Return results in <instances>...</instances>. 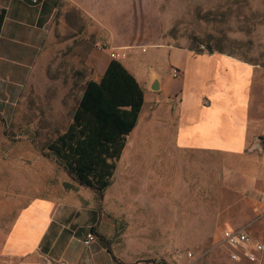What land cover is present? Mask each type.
Returning a JSON list of instances; mask_svg holds the SVG:
<instances>
[{
    "label": "rangeland",
    "instance_id": "374dc122",
    "mask_svg": "<svg viewBox=\"0 0 264 264\" xmlns=\"http://www.w3.org/2000/svg\"><path fill=\"white\" fill-rule=\"evenodd\" d=\"M115 21L122 30L116 38L124 39L125 47H109L106 33H94L101 41L92 42L88 32L60 29L52 54L11 115L0 117V245L20 208L31 198L52 196L68 209L75 206L84 218L99 216L93 227L100 235L96 239L121 264H264V259L231 261L221 237L228 226H241L264 243V0H119ZM82 22L94 28L89 20ZM166 45L204 53L213 45L212 53L253 66L246 149L206 154L195 166L199 177L185 184V198L178 192L164 196V170L169 168L164 162L144 166L129 152L116 162L105 197L69 178L42 147L70 124L84 82L98 78L102 62L91 52L112 59L116 49L117 60L146 74L150 85L155 78L161 81L159 70L167 65L165 55L153 47ZM160 81L159 90L150 88L157 99L134 129L136 139L176 141L181 93L166 94L165 81ZM183 166L175 165L178 170ZM141 167L150 171L140 173ZM84 230L80 226L78 232ZM0 264L51 262L37 253L0 257Z\"/></svg>",
    "mask_w": 264,
    "mask_h": 264
},
{
    "label": "crops",
    "instance_id": "0c3cea01",
    "mask_svg": "<svg viewBox=\"0 0 264 264\" xmlns=\"http://www.w3.org/2000/svg\"><path fill=\"white\" fill-rule=\"evenodd\" d=\"M0 8L6 10L0 28L2 119L11 115L20 95L52 54L54 39L60 29L88 32L92 42L101 41L94 33H106L111 35L109 47L126 46L124 39L116 38L122 33L115 21L119 0H37L35 3L31 0H0ZM83 19L89 20L94 28L84 26ZM153 49L155 53L165 55L167 61L163 71L158 69L160 82L165 81L164 92L171 94L179 90L181 93L176 141L134 137V129L140 127L143 113L157 99V93L146 84V74L138 75L123 64L135 75L145 97L137 125L127 135L121 157L129 152L135 163L144 166L164 162L169 167L164 170V180L167 181L164 196H171V193L177 196L178 192V196L185 198L189 196L185 184L194 175L199 177L195 166L205 160L206 154L238 153L246 149L250 133L249 87L253 66L220 53L193 52L171 45ZM91 56L102 62L98 78L93 79L100 80L112 59L105 54H93V51ZM174 67L179 69L176 77L172 74ZM179 162L184 165L181 170L175 167ZM138 171H150V167H141ZM177 179L179 183L174 182ZM125 191L123 189V193ZM74 209L75 206L68 209L64 201L58 202L52 196L31 198L20 208L3 236L0 257H28L38 253L58 264H121L105 242L100 243L95 238L84 244L88 233L100 236L93 230L99 216L84 218ZM80 226L85 230L78 232ZM263 259L264 254L257 263Z\"/></svg>",
    "mask_w": 264,
    "mask_h": 264
},
{
    "label": "trees",
    "instance_id": "16d2710c",
    "mask_svg": "<svg viewBox=\"0 0 264 264\" xmlns=\"http://www.w3.org/2000/svg\"><path fill=\"white\" fill-rule=\"evenodd\" d=\"M5 12L0 8V28ZM144 97L135 75L112 59L100 80L84 82L70 124L42 147L43 153L53 156L72 179L103 196L127 135L137 125Z\"/></svg>",
    "mask_w": 264,
    "mask_h": 264
},
{
    "label": "built area",
    "instance_id": "2783aa9c",
    "mask_svg": "<svg viewBox=\"0 0 264 264\" xmlns=\"http://www.w3.org/2000/svg\"><path fill=\"white\" fill-rule=\"evenodd\" d=\"M37 2V0H31ZM112 49L110 56L112 59H118L120 57L119 52ZM172 74L176 77L179 74V69L174 67ZM222 244L227 248L228 257L231 261H246L251 263H257L264 254V243L261 239L249 234L245 227L225 228L222 230ZM96 238L93 232L87 234L84 244H89ZM189 256L192 253L189 252Z\"/></svg>",
    "mask_w": 264,
    "mask_h": 264
},
{
    "label": "water",
    "instance_id": "95a60500",
    "mask_svg": "<svg viewBox=\"0 0 264 264\" xmlns=\"http://www.w3.org/2000/svg\"><path fill=\"white\" fill-rule=\"evenodd\" d=\"M205 48L207 49V51H208L209 53H212L213 50H214V49H213L212 47H210V46H206ZM159 81H160V80H159L158 78L153 79V81H151L149 87H150L151 89H153L154 91L159 90V88H160ZM48 260L51 262V264H58V263L54 262L53 260H51L49 257H48ZM61 264H64V263H61Z\"/></svg>",
    "mask_w": 264,
    "mask_h": 264
}]
</instances>
